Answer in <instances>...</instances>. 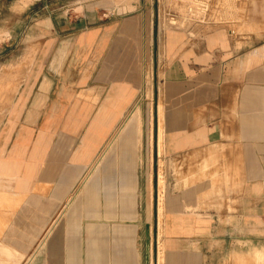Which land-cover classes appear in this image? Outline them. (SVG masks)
Returning <instances> with one entry per match:
<instances>
[{
	"label": "crops",
	"instance_id": "0c3cea01",
	"mask_svg": "<svg viewBox=\"0 0 264 264\" xmlns=\"http://www.w3.org/2000/svg\"><path fill=\"white\" fill-rule=\"evenodd\" d=\"M160 4L106 0L59 30L47 21L35 88L24 74L11 117L25 131L0 157L2 264H264V0L243 1L240 33L161 36ZM161 59V109L146 125L140 107L117 137Z\"/></svg>",
	"mask_w": 264,
	"mask_h": 264
},
{
	"label": "rangeland",
	"instance_id": "374dc122",
	"mask_svg": "<svg viewBox=\"0 0 264 264\" xmlns=\"http://www.w3.org/2000/svg\"><path fill=\"white\" fill-rule=\"evenodd\" d=\"M101 1L102 0H0L1 158L7 159V154L11 153V147L18 140L21 132L23 130L25 131V129L22 130L20 126H14L15 123L10 125V122L12 121V115L17 114V120L20 119V113H14L13 110L17 104L21 102L22 94L29 85L28 78L24 80V82L21 80L24 74H28V77L33 76L32 87H34V80L36 79L34 73L36 72V57L38 53L37 44L41 43L42 37H51L54 31L53 27L49 25L47 21L49 18L53 17L57 22L55 30H59L58 22L62 21L65 17L74 13L83 12L87 4H92L94 7L102 3L106 4V0L103 2ZM107 1L123 2L125 5L132 0ZM243 1L244 0H160L161 12L156 15L157 32L162 36L164 29L169 27H189L191 25H201L202 23L206 24L208 27H212L216 24H226L237 31V33H240L244 31V18L243 15H239L240 12L243 11ZM37 39L40 41H37ZM162 76L163 65L161 59L156 67H152L151 71L148 72L146 70L143 88L134 102V105L137 107L133 112L135 110L139 111L141 107L144 111L146 125H148L151 113L153 114V118L154 116L156 117L158 102L159 110L162 104ZM15 87H18V89L20 88V92L16 93ZM139 112L141 114V110ZM28 133L29 136L34 135L33 132ZM164 166L165 161L161 159L159 165L161 189L164 188L166 183V177L163 175ZM97 171L98 169L93 170V173ZM162 195L161 192V196ZM7 208H9L7 203V178H0V264H2L3 261L7 263L9 258L7 250L1 247V238L7 226L5 222ZM10 264H19V262L11 260Z\"/></svg>",
	"mask_w": 264,
	"mask_h": 264
},
{
	"label": "bare ground",
	"instance_id": "6f19581e",
	"mask_svg": "<svg viewBox=\"0 0 264 264\" xmlns=\"http://www.w3.org/2000/svg\"><path fill=\"white\" fill-rule=\"evenodd\" d=\"M33 59V58H32ZM34 62V61H33ZM16 88V87H15ZM7 90V89H6ZM14 90V88H13ZM18 87L16 88V92L18 91ZM160 109H161V106H160ZM140 111V110H139ZM138 110H135L134 112L131 113V116L127 117V119L125 120L124 124H123V127L120 129L117 137L124 131V129H127L128 126H130L132 124V122H135V120H138V122H141V114ZM117 137L115 139H117ZM114 139V140H115ZM101 156H99L97 159H96V162L94 163L93 167L91 168V171L89 172L88 174V177H87V180H90L94 177V173L92 172V170H95V168L97 169L101 163ZM163 178V177H162ZM161 245V244H160ZM159 245V246H160ZM161 247V246H160ZM161 249V248H160ZM162 250H160V253H161ZM161 255V254H160ZM162 256V255H161Z\"/></svg>",
	"mask_w": 264,
	"mask_h": 264
}]
</instances>
